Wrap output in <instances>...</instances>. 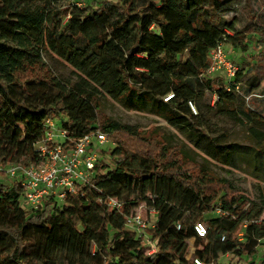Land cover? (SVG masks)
Here are the masks:
<instances>
[{
  "label": "trees",
  "instance_id": "16d2710c",
  "mask_svg": "<svg viewBox=\"0 0 264 264\" xmlns=\"http://www.w3.org/2000/svg\"><path fill=\"white\" fill-rule=\"evenodd\" d=\"M236 8L234 0H103L88 7L0 0V166L38 163L36 145L49 118H64L72 139L99 129L116 144L111 155L104 152L112 162L101 160L88 185L61 203L51 197L28 208L19 180L0 182V264H231L222 261L226 256L264 264L261 206L187 159L181 146L144 137L100 105L108 97L148 111L208 158L235 167L226 156L247 149L218 145L201 127L209 96L218 106L236 95L245 102L259 84L256 77L246 83L239 67L233 82L240 93L207 74L220 43L247 52L239 19L225 18ZM48 52L68 63L78 81L62 80L46 62ZM231 112L252 126L253 140L261 142L253 149L264 161V136L256 129L264 126L262 113L242 106ZM141 206L157 216L149 215L151 227L137 237L126 223ZM197 223L206 226V238L196 235ZM192 242L198 248L190 261Z\"/></svg>",
  "mask_w": 264,
  "mask_h": 264
},
{
  "label": "rangeland",
  "instance_id": "374dc122",
  "mask_svg": "<svg viewBox=\"0 0 264 264\" xmlns=\"http://www.w3.org/2000/svg\"><path fill=\"white\" fill-rule=\"evenodd\" d=\"M102 1L103 0H83V7H88L90 5L95 6ZM234 3L237 5L236 12L234 14L226 15L225 18L228 20L238 18L240 21L239 28L245 33L247 38H252L255 42L264 38L262 35V31H264V0H234ZM256 44L251 47L249 53L250 57H248L250 58V61L254 62L248 61L247 58L244 71L246 73V69L252 67V69H255V74L258 77L263 78L264 43L261 42V47L258 46L260 42H257ZM224 48L227 53H230V47L225 46ZM254 55H258V57H254ZM231 56L237 67L240 68V66H238L239 62L236 60V54L234 57L232 54ZM44 57L52 70L62 80L69 82L78 81V76L75 70L68 63L58 58L52 52L45 53ZM211 78L223 81L224 74L218 72L213 74ZM261 87L264 89V84L260 86V88ZM207 104L210 105L209 109L206 107ZM100 105L108 118L131 126L139 131L144 137H158L162 142H166L167 145L171 144L169 146H181L182 154L187 159L202 163L215 178L231 180L241 191V194L245 195L249 200L264 209V161L257 155V151L253 149L258 147L261 142L257 139L253 140V135L251 133L252 126L249 122L242 115H234V112H231H237L239 107L242 106L243 108H251V110L257 111L258 113L261 112L264 117V98L258 100L254 97H249L248 100L243 102L236 95L234 100L227 102L224 106H218L216 103H213L212 97L209 96L206 103L203 104L205 108L202 113L203 126L201 128L204 129L205 133L215 139L218 145L240 146L247 149L239 154H233L231 150V156H226L229 160L234 159L236 163L235 167L208 158L204 152L198 150L194 146L191 139L185 133L173 128L166 121L148 111L133 110L125 106L124 103L116 102L108 97H102ZM198 112L201 114L200 111ZM54 120L56 129H61L65 119L56 118ZM256 129L264 136V126L258 125ZM257 143L258 145H256ZM113 144L114 146H112V143L105 145L102 151L109 152L110 154L114 147H116L114 142ZM109 154L106 155L103 153V159L107 163L112 162L110 160L111 154ZM221 158L224 159V156H221ZM0 182L9 185L14 183L15 180L1 175ZM142 212L146 216L145 208ZM262 220H264V212ZM196 248H198V246L192 242L190 255L188 257L190 261L195 259L194 253ZM222 261L225 263L240 264L238 259L232 256H226Z\"/></svg>",
  "mask_w": 264,
  "mask_h": 264
},
{
  "label": "built area",
  "instance_id": "2783aa9c",
  "mask_svg": "<svg viewBox=\"0 0 264 264\" xmlns=\"http://www.w3.org/2000/svg\"><path fill=\"white\" fill-rule=\"evenodd\" d=\"M69 3L78 7H83V0H68ZM226 45L220 43L211 54V68L208 76L222 72L224 81L227 83V90L232 89L241 92V85L234 84V79L238 74V67L225 51ZM172 96L166 98V101ZM193 112L197 114L193 103H190ZM46 132L43 140L36 145L39 154V162L30 167H23L19 164L0 166V176L9 179H17L21 182L24 190L25 203L28 208L37 209L48 198H54L58 202H63L68 196L78 195L81 187L88 185L94 176V171L103 160V147L112 143L107 134L101 130H94L79 139H72L68 135L66 128L56 129L54 119H47L45 123ZM112 146L114 144L112 143ZM112 209L122 211L123 205L116 199H109L105 202ZM146 209V216L142 210ZM149 215L157 216L154 210H148L141 206L132 215L127 217L126 226L137 237H142L145 230L151 227ZM196 235L200 238L207 237V228L202 223H197L194 227ZM156 252L152 249L149 254ZM195 264H203L195 259Z\"/></svg>",
  "mask_w": 264,
  "mask_h": 264
},
{
  "label": "crops",
  "instance_id": "0c3cea01",
  "mask_svg": "<svg viewBox=\"0 0 264 264\" xmlns=\"http://www.w3.org/2000/svg\"><path fill=\"white\" fill-rule=\"evenodd\" d=\"M263 33V34H262ZM262 35L264 36V31H262ZM244 35H245V33H244ZM246 41H247V45H248V48H247V52H241L240 50H236V49H234V50H231L230 51V56H231V54L233 55V57L235 56V54H236V60L239 62L238 63V66H240V69L242 70V69H244V67H245V62H247V58L248 57H250L249 56V53H250V49H251V47L252 46H255V44L257 43V42H260V44L258 45L259 47H261V42H263L264 43V38H262V39H260V40H258L257 42H255L252 38H247L246 37ZM257 45V44H256ZM261 49V48H260ZM259 54V53H258ZM256 56H258V55H254V57H256ZM232 57V56H231ZM252 58V57H251ZM248 61H250V58H248ZM250 62H254V61H250ZM252 64H255V63H252ZM252 66H254V65H252ZM246 73H245V71H244V81L246 82V83H249L253 78H255L256 77V79H257V82L259 83L258 84V86L257 87H255V88H253L252 89V93H254L255 95H254V98H256V99H258V100H262L263 98H264V89H262V87L260 88V86H262L263 84H264V77L263 78H260V77H258L256 74H255V69H252V67H248L247 69H246ZM260 76V75H259ZM260 92V93H259Z\"/></svg>",
  "mask_w": 264,
  "mask_h": 264
}]
</instances>
